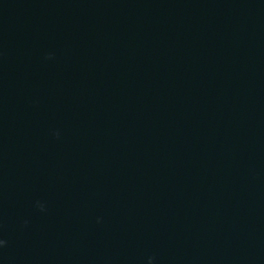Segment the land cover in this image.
Listing matches in <instances>:
<instances>
[{"label":"clouds","instance_id":"9594fccd","mask_svg":"<svg viewBox=\"0 0 264 264\" xmlns=\"http://www.w3.org/2000/svg\"><path fill=\"white\" fill-rule=\"evenodd\" d=\"M0 243H2V242H0Z\"/></svg>","mask_w":264,"mask_h":264}]
</instances>
